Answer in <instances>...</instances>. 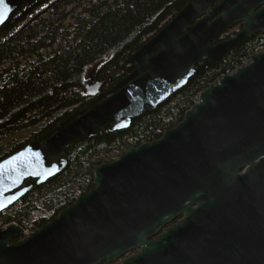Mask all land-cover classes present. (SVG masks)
Masks as SVG:
<instances>
[{"label":"water","instance_id":"obj_1","mask_svg":"<svg viewBox=\"0 0 264 264\" xmlns=\"http://www.w3.org/2000/svg\"><path fill=\"white\" fill-rule=\"evenodd\" d=\"M30 1L4 0L0 30ZM257 33L264 0H189L126 60L122 81L107 92L90 81L89 104L0 163V214L62 173L70 145L128 130ZM94 184L29 237L1 228L0 264H264V51L160 140L98 167Z\"/></svg>","mask_w":264,"mask_h":264},{"label":"trees","instance_id":"obj_2","mask_svg":"<svg viewBox=\"0 0 264 264\" xmlns=\"http://www.w3.org/2000/svg\"><path fill=\"white\" fill-rule=\"evenodd\" d=\"M189 0H32L24 2L0 30V163L52 131L92 99L85 94L88 69L102 92L126 77V60L162 30ZM217 41L233 38L222 37ZM264 51V34L239 43L216 64L128 130L73 143L58 176L0 214L11 224L36 231L95 188V171L127 151L160 140L176 128L201 92ZM45 125L40 132L32 130ZM27 134L26 137H22ZM17 137H20V139ZM22 137V138H21ZM35 213H41L34 221ZM34 221L33 228L28 224ZM20 239H15L18 242ZM115 262L113 264H117Z\"/></svg>","mask_w":264,"mask_h":264},{"label":"rangeland","instance_id":"obj_3","mask_svg":"<svg viewBox=\"0 0 264 264\" xmlns=\"http://www.w3.org/2000/svg\"><path fill=\"white\" fill-rule=\"evenodd\" d=\"M237 32H240V28L239 27H236V28H234V29H232V30H230L228 33H226L223 37H222V39H224L225 37H227V36H232L233 37V34L234 33H237ZM97 68H98V66H95V67H92V68H90V69H88V71H87V73H86V77H85V83L86 84H88L90 81H91V78H93L95 75V73H96V70H97ZM45 125H42L41 127H38V128H36V129H34V130H32V132H30V134L31 133H38V132H40L41 131V129L44 127ZM27 136V134H25L24 136H22V137H26ZM21 137V138H22ZM20 139V137H17V139ZM40 215H41V213H35V215H34V217H33V219H34V221L36 220V219H38V218H40ZM34 221H32V222H30L28 225L30 226V227H33V222ZM37 231V230H36ZM30 233L32 232H35V230L34 231H29ZM30 233H28V234H30ZM31 233V234H32ZM25 237V236H24ZM29 237V236H28ZM23 238V237H22ZM21 238V239H22ZM136 253H138V251L136 250V251H134V252H132L131 254H129V255H127L125 258H127V257H129V256H131V255H135ZM119 263H117V264H121L122 263V260H120V261H118Z\"/></svg>","mask_w":264,"mask_h":264},{"label":"snow or ice","instance_id":"obj_4","mask_svg":"<svg viewBox=\"0 0 264 264\" xmlns=\"http://www.w3.org/2000/svg\"><path fill=\"white\" fill-rule=\"evenodd\" d=\"M0 5H3L6 9V5L4 3V0H0ZM6 163H10V162H6ZM2 167H3V165H0V168H2Z\"/></svg>","mask_w":264,"mask_h":264},{"label":"built area","instance_id":"obj_5","mask_svg":"<svg viewBox=\"0 0 264 264\" xmlns=\"http://www.w3.org/2000/svg\"><path fill=\"white\" fill-rule=\"evenodd\" d=\"M32 228H33V227H32ZM29 231H30V230H28V231H25V230H24V236H25V237H28V236L31 235L32 232L30 233ZM28 233H30V234H28Z\"/></svg>","mask_w":264,"mask_h":264},{"label":"flooded vegetation","instance_id":"obj_6","mask_svg":"<svg viewBox=\"0 0 264 264\" xmlns=\"http://www.w3.org/2000/svg\"><path fill=\"white\" fill-rule=\"evenodd\" d=\"M247 62H248V61H247ZM92 80H96V79L93 77V78H91V81H92ZM182 218H183V217H182ZM179 220H181V218L178 219V220H176L174 223L170 224L169 226L174 225V224L177 223Z\"/></svg>","mask_w":264,"mask_h":264}]
</instances>
